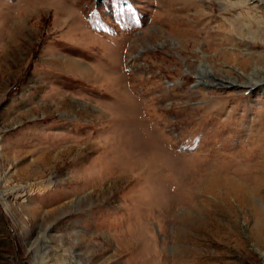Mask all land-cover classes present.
<instances>
[{
    "label": "rangeland",
    "instance_id": "obj_1",
    "mask_svg": "<svg viewBox=\"0 0 264 264\" xmlns=\"http://www.w3.org/2000/svg\"><path fill=\"white\" fill-rule=\"evenodd\" d=\"M228 79L264 0H0V264H264V84Z\"/></svg>",
    "mask_w": 264,
    "mask_h": 264
},
{
    "label": "bare ground",
    "instance_id": "obj_2",
    "mask_svg": "<svg viewBox=\"0 0 264 264\" xmlns=\"http://www.w3.org/2000/svg\"><path fill=\"white\" fill-rule=\"evenodd\" d=\"M244 3V2H243ZM242 4V3H241ZM236 7H239V8H242V9H244L243 7H242V5H236V6H234V7H232V8H236ZM245 7V6H244ZM246 9V13H245V15L244 16H249V15H251V12H253V8L252 9H247V8H245ZM256 10V9H255ZM236 23H238V22H240V21H243V13H239V14H237V16H236ZM253 19V18H252ZM254 19H262V16H260V17H254ZM223 21H224V23L226 24L228 21L230 22L231 20H228V19H223ZM224 23H222L221 24V27L220 28H222L223 27V24ZM230 26H233V27H235V23L233 24V22L230 24ZM192 27H195V26H192ZM239 32H237V31H235V30H233V31H230L229 33H228V35H232V36H234V35H237ZM239 35H241L240 33H239ZM228 81H229V83L228 82H224V83H221V84H219V85H223V84H229V85H232V86H234V85H241V86H244L245 88H247L248 90H252L253 88H255V87H257V86H262V84H264V79H263V81L261 82V83H257V82H253V81H244V82H238V81H234V80H232V79H228ZM258 82H259V80H258ZM231 86V87H232ZM264 87V86H263Z\"/></svg>",
    "mask_w": 264,
    "mask_h": 264
}]
</instances>
